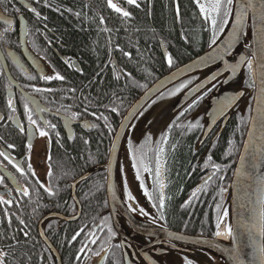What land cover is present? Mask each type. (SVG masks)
I'll list each match as a JSON object with an SVG mask.
<instances>
[{
  "label": "trees",
  "instance_id": "16d2710c",
  "mask_svg": "<svg viewBox=\"0 0 264 264\" xmlns=\"http://www.w3.org/2000/svg\"><path fill=\"white\" fill-rule=\"evenodd\" d=\"M134 1L135 5L124 0H113V6L108 7L105 1L92 0L90 5L81 4L79 10H71L70 13L55 5V9L59 8L62 14L54 11L48 20L56 31L54 41H62L65 45L63 52L79 57L82 65V72L73 69L71 76L61 65H57L59 72L66 76L76 91L72 93L66 89L70 96L62 97L58 108L67 111L76 104L84 106L87 110L83 116L89 118L94 126L92 131L84 132L83 138L82 131H78L66 151L58 154V162L54 163L56 157L53 159L49 173L52 182L67 171L78 173L94 163H104L112 136L125 109L145 87L170 69L163 58L160 42L170 51L174 66L202 54L215 40L213 32L217 33L216 37L223 32L226 24L223 20L232 0H221L219 3L218 12L213 16L216 21L214 31L199 14L192 0ZM93 2H97V10ZM120 8L128 14L118 16ZM98 9L104 17L102 21L97 17ZM108 26L111 48H108ZM56 46L59 44L56 43ZM113 59L117 60L118 66H111ZM104 63L107 64L106 68ZM243 72L240 88L246 91L245 96L232 109V115L218 134L215 144L210 145L205 151L206 155L201 157H207L203 161L198 160L202 146L197 145V137L203 126L202 115L205 111L202 104L210 95L212 87L183 105L175 119L163 122L153 136H149L148 130L142 127L152 125L153 118L145 124L141 120L137 121L134 126L132 159L139 174L143 171L149 174L151 186L147 193L159 208L161 194L157 166L167 139L164 161L167 188L165 204L160 212L167 228L215 236L229 208L231 177L246 132L251 111V90L255 85L249 64ZM200 76L193 75L181 81L195 83ZM165 92L156 99L164 97ZM153 103L143 109L141 119L147 115ZM140 130L146 131L145 138L140 136ZM205 168L210 177L200 185ZM218 175H222V181ZM86 190V194L93 196L85 201L84 212L92 215L105 193L100 185H90ZM27 230L29 227L20 226L16 237L18 240H15L13 232L2 231L7 235L2 243L5 251H8L4 264H48L51 261L50 251L37 240L35 224L31 231L32 238H28ZM49 230L46 228L48 233ZM71 231L70 227L66 229L67 236ZM52 236H56L54 245L63 249L66 258L63 259L64 264H73L71 253L78 246L64 243L66 238L62 233L55 232ZM105 264L122 262L108 261Z\"/></svg>",
  "mask_w": 264,
  "mask_h": 264
},
{
  "label": "flooded vegetation",
  "instance_id": "af4514ba",
  "mask_svg": "<svg viewBox=\"0 0 264 264\" xmlns=\"http://www.w3.org/2000/svg\"><path fill=\"white\" fill-rule=\"evenodd\" d=\"M63 2L64 0H56L53 3L50 0H0V234L2 231H11L15 240L20 226L27 229L29 221L35 220L34 210L42 207L43 191L39 187L41 182L38 177L44 176L47 168L50 173L51 162L54 159L52 152L57 143L63 142L67 136L62 119L52 115L50 111H54L50 107L56 103L54 97L61 93L55 87L64 81L66 76L63 79L59 77L61 76L57 67L59 64L45 51V48L57 50L59 46L62 47V41H54V37L57 36L56 31L52 29L48 20L54 11L59 15L62 14L58 11L59 8L55 9V5L60 7ZM44 6L45 11H43ZM21 28L26 31L25 39L28 48H23ZM56 43L59 44L58 47ZM64 64L73 70L71 60ZM36 66L43 69L39 71ZM220 81L221 79L215 81L212 91L219 86L217 84ZM237 88L241 90L240 86ZM27 93L38 97L46 106L50 104V110H45L43 115L36 113ZM57 112L79 122L73 123V137L78 131H85L87 127H91L89 125L91 120L88 124H80L89 119L84 118L81 112L65 113L63 110ZM220 126L221 121L203 142L199 143L198 140L197 143L202 146L198 147L201 149L198 160L203 161L207 158L201 157L206 155L208 146L215 144L218 134L224 129L220 131ZM33 133H35L33 145L28 146ZM145 133V130H140L141 137L145 138ZM149 136L153 135L150 133ZM39 141L42 142L43 150L40 152V157L34 154V161L40 166L35 172L31 163L33 160L31 151ZM56 162L58 161L55 159L54 163ZM131 163L137 179L136 183H138L136 190L143 197L138 214L150 222L152 226L143 227L150 230H141V232L134 229L132 223L119 209L115 210L114 218L112 211L107 209L109 201L105 197L103 210L107 209L108 212L104 216L101 215L102 219L97 225L87 227L86 224L81 225L80 221L73 223L59 221L58 234H61L63 228H72L69 236L65 235L64 243L67 242L68 246H78L76 250L80 251V255L84 257L93 253H101V256L106 254L103 264L108 261L120 262V259L124 257L123 240L127 242V249L133 251L138 264H149L148 260L153 264H224L222 260H217L211 251L199 250L177 239L170 241L167 237L163 238L161 233L159 234L158 228L166 227L164 219L160 214H152L145 205V198L151 186L150 176L146 171L139 174L132 158ZM158 164L160 177L161 160ZM202 173L200 179L204 180L209 174L206 169L202 170ZM218 176L222 181V175ZM133 190L125 187L122 198L124 196L126 201L140 203L136 200ZM61 209L65 211L64 206L60 208V212H62ZM74 210L68 215L73 214ZM114 225L122 227L123 239L120 238ZM80 227L85 229L78 232ZM180 233L189 234L182 231ZM1 242L2 239L0 250L4 246ZM97 260L98 258L95 264Z\"/></svg>",
  "mask_w": 264,
  "mask_h": 264
},
{
  "label": "water",
  "instance_id": "95a60500",
  "mask_svg": "<svg viewBox=\"0 0 264 264\" xmlns=\"http://www.w3.org/2000/svg\"><path fill=\"white\" fill-rule=\"evenodd\" d=\"M222 31L202 54L152 83L125 114L111 145L107 163L109 171L106 195L110 206L121 207L123 198L118 190L120 174L117 163L119 152L124 144L126 130L153 97L185 77L211 68L209 73L193 84L194 86L166 112L172 113L179 109L201 91L213 85L216 80L222 79L219 86L202 104L207 116L206 127L201 137L203 142L220 121V131L225 127L230 118V111L244 97L246 91L238 90L237 87L242 82L243 70L253 59L255 85L251 90L253 98L250 117L229 189L232 244L221 241L218 236H194L165 227L158 228V232L163 238L174 236L179 241L207 248L224 264H264V0H232L230 15ZM21 37L25 38L23 28ZM161 47L166 61L169 62L170 56L165 45L161 44ZM34 137L35 133L30 139L33 141ZM141 230L150 229L138 227V231ZM47 243L56 256L57 264H61L58 252L49 241ZM126 244L127 242L123 240L125 262L134 264L132 259L135 256L133 251L127 249ZM105 255L98 257L97 264L104 263Z\"/></svg>",
  "mask_w": 264,
  "mask_h": 264
},
{
  "label": "bare ground",
  "instance_id": "6f19581e",
  "mask_svg": "<svg viewBox=\"0 0 264 264\" xmlns=\"http://www.w3.org/2000/svg\"><path fill=\"white\" fill-rule=\"evenodd\" d=\"M52 1V0H50ZM92 0H64V2L61 4V9L70 13L72 12L71 10H79V6L81 4H84L85 6H87V4H91ZM96 1V0H93ZM105 1V3L107 4L108 7H112L113 6V0H102ZM126 1V0H124ZM191 2H193V4L195 5V7L197 8L199 14L204 18L205 17V13H204V6H202L201 4L203 3L198 2V0H192ZM95 6V9L97 10V2H93ZM132 4H136V2L133 0V2H130ZM178 7V6H177ZM45 6L43 7V11H45ZM127 11L120 8V13L118 16L124 17L125 15H127ZM77 15V13H76ZM230 15V10L227 11V15L226 18H224L223 22H226L228 17ZM97 17L99 18V20H103L104 17L103 15L100 13L99 9L97 12ZM110 26V25H109ZM106 27V31H107V37H108V48H111V46L109 45V39H110V35H109V31H110V27ZM21 32H22V28H21ZM25 35H26V31H25ZM249 36L251 37V31L249 30ZM217 39V37L215 38V40ZM251 39V38H250ZM214 40V41H215ZM21 42L23 44V48L24 47H29L26 43V39L21 37ZM63 43V42H62ZM161 44H163V42H160V48L162 51V55L163 58L165 60V62L169 65V70L166 72H170L173 69L179 67L180 65H183L184 63H181L179 65L174 66L173 62H172V55L170 53V51L167 49L168 54L170 56V61L167 62L165 59V56L163 54V50L161 47ZM56 45V44H55ZM63 48L59 49L57 48V50L52 49V48H45V51L59 64L61 65L68 76L72 75V69L68 66H66L64 63H67L68 60L72 61V65H73V69L76 70L77 72L79 71V73L82 72V65L79 61V57H75L72 54H65L63 51L65 49V45L63 43ZM250 51V49L248 48V52ZM51 57H49V59H51ZM45 61V60H44ZM189 61V60H188ZM64 62V63H63ZM187 62V61H186ZM255 61L250 60L249 61V67H250V71L253 74L254 72V63ZM107 64L104 63V68H106ZM118 66L117 65V60L113 59L111 62V66ZM43 66V65H42ZM37 69L39 71H41L43 69V67H39L36 66ZM211 68L205 69V70H201L198 72H195L187 77H185L184 79L193 76V75H198L200 74V78L198 80H200L202 77H204V74H207V71H210ZM118 72L120 74H122L121 69L118 68ZM166 73L162 74L161 76H159L156 80H158L160 77H163V75H165ZM209 73V72H208ZM203 74V75H202ZM62 79H63V75L62 73L60 74ZM64 81L60 82L59 85H57L55 88L60 90V94L55 96L54 99L56 101L55 105H51L49 104L50 107H52L53 110H50L49 106H46L44 103H42L40 101V99L38 97L29 95L28 93L26 94L28 96L29 101L32 103L33 108L35 109L36 113H38L39 115H43V112L45 110H50L51 114L61 118L63 121V125H64V129H65V133L66 135L69 137H65V140L63 142H59L57 143L58 145L55 147V149L52 152L53 157L58 160V154L60 155V153L65 152L66 148L72 143L73 141V135H74V131H73V123L77 124L79 122H75L71 119L70 116L62 114V113H58L57 111H61L58 108L59 105V100L62 97H67L70 96L69 94H67L66 89L69 92L75 93V89L73 87H71V85L69 84V82L67 81V78L64 77ZM155 80V81H156ZM183 80V79H182ZM154 81V82H155ZM181 81V80H180ZM152 82V83H154ZM179 82V81H178ZM182 82V81H181ZM151 83V84H152ZM151 84L147 87H145V89L136 97L134 98V100H132V103L129 105V107L127 109H125V112L123 113V115L120 118V121L114 131V134L112 136L110 145H109V149H108V153L106 156V160L104 161V163H94L93 165H91L90 167L86 168L85 170H82L78 173H71V172H66L65 174L61 175L60 177H58L54 182H52L50 180V174L44 175V176H39V180H40V184L39 187H41V190L43 191V202H42V207H39L37 209L34 210L35 214V220H30V224H29V230H27V232L29 233L28 238H32L31 235V231L33 230V223L36 226V234L38 236V239L40 242H42L43 244L46 245V247L48 248V250L50 251V255H51V261L48 264H57V260H56V256L54 255V253L52 252L51 248L49 247L47 241H49L51 243V245L56 249V251L58 252L60 259H61V264H64V260H66L63 249L60 247H56L53 243L54 238H56V236H52V234H55V232H58V224L59 221H65L68 223H73V222H77L80 221L81 225L83 224V226L86 224L87 227H92L98 224V222L102 219L101 215L104 216L107 214V209L111 210L113 213V217H116L115 214V210L119 209V211L121 213H123V215H125L126 218H128V220L132 223V226L134 229H138V227H150L152 226L150 224V222H148V220H146L143 216H141L140 214H138L139 212V208H140V204L141 203H137L134 201H126L124 196H123V200H122V205L121 207H117V206H110L109 204V208H107L106 210L104 209L105 206V197L108 199V189H107V180H108V171L109 168L107 166V163L109 161V156H110V150H111V145L114 139V136L117 132V129L121 123V121H123V117L125 116V114L128 112V110H130V107L134 104V102L140 97V95L148 88L151 86ZM194 86L193 83H188V82H182V83H175L172 84L171 86L167 87L165 90H163L161 93H159L157 96L153 97V99L143 108H147L150 104L153 103V105L149 108H151L149 110V112L147 113V115L144 118H140L141 113L143 112V109L139 112V114L133 119V121L131 122L126 136H125V140L128 139V148H129V153H130V159L132 158V146H133V142L131 141L132 136L134 134V126L136 124L137 121H140L145 124L147 123V120L153 118V120L151 121L152 125H142L143 128H146L152 135L155 134L156 128H159L163 125V122H170L172 119H175V117L177 116L178 112L180 111L181 107L178 109H175L172 113H166L168 111L169 108H172V105L175 104L177 101L180 100L181 97H183L182 95L190 88ZM173 91H175L176 89H178V92L174 95V96H170L165 102L161 103L158 105L159 101L161 100V98L156 99V97H158L159 95H161L163 92L169 90L170 88H173ZM205 90L201 91L198 95H196L194 98H197L198 96H201V94L204 92ZM73 97V96H71ZM163 98V97H162ZM192 98V99H194ZM48 104V102H47ZM94 106V105H93ZM87 110L86 107H80V105H75L74 107H71L69 110L65 111V113H71L72 111H77V112H81L84 113ZM206 113V110H205ZM232 115V110L230 111V116ZM85 122H80V124H88L90 119H86L84 120ZM202 121H203V126L201 128L200 134L198 140L199 143H201V137L203 135V132L205 130L206 127V123H207V116L206 114L202 115ZM150 122V121H149ZM91 127H87V129L85 131L82 130V138L85 135L84 132H90L94 129L93 123L90 122L89 124ZM70 130V131H69ZM71 132V133H70ZM245 136V135H244ZM73 137V138H72ZM244 139V138H243ZM198 142V141H197ZM166 143H167V139L164 142L163 148L161 150V155L159 158V161L161 160V168H160V177H159V191L161 194V200H160V208L158 206H156L151 200L150 197L147 193L146 198H145V205L147 206V209L150 210V212H152V214L154 215H161V211L162 208L164 207L165 204V197H166V188H167V177L164 173V161H165V151H166ZM243 143V140H242ZM242 143L241 146L239 148V152L237 155V158L239 156L241 147H242ZM33 145V141L30 139L28 141V146ZM197 145H199L197 143ZM211 147V146H208ZM236 158V160H237ZM123 161V149H120L119 152V157H118V162ZM236 163V161H235ZM206 172H207V168ZM203 169V170H205ZM117 172H118V167H117ZM209 174V173H208ZM233 175V174H232ZM210 177V174L208 175L207 178H205L204 180L201 179L200 185H203L207 179ZM119 180H120V175H119ZM98 186L100 185L101 188L103 189L105 195L103 200L101 201L100 205L97 207V209L94 211V213L92 215H87L84 212V204L85 201L90 198L91 196H93V194H86L87 190L86 188H88V186ZM130 188L133 189V185L129 182L124 183L123 181H121V183L118 185V190L120 192V195L122 196V192L124 188ZM88 192H90L88 190ZM143 203V202H142ZM65 208V211H61L66 213H62L60 212V208L63 207ZM73 212V214L68 215V213ZM229 208L228 210L225 212V214H228V218H229V223H230V215H229ZM225 214L223 215L222 219L224 218ZM46 228H49L50 233H48L46 231ZM115 230L118 232V234L120 235V238H122V236H124V232L121 226L119 225H114ZM83 229H85V227H80L78 229V232H81ZM218 233L217 236L218 238L227 243V244H232V238L230 235V228H226V224L223 221H220L219 225H218ZM62 234L64 235H68L66 234V229L63 228ZM100 234V232H99ZM98 234V235H99ZM51 235V238H50ZM97 235V236H98ZM101 235V234H100ZM194 236H200L197 234H192ZM4 237H7V235L5 236V234H0V240ZM102 238V236H100ZM100 238V241H101ZM123 239V238H122ZM170 241L175 240V237H169L168 238ZM18 240V239H17ZM18 242V241H17ZM1 245H4L1 242ZM178 248H180L179 246H176ZM192 247L197 248L199 250H206L208 252H210L209 249L207 248H203L202 246H196V245H192ZM5 246L2 247V249L0 250V264L5 262L6 256L8 251H5ZM192 248V249H194ZM82 251V250H81ZM63 258H62V255ZM71 256L73 258V264H94V262L96 261V259L98 257L101 256V253H93L90 256H86L84 257L83 255H80V251L73 249V252L71 253ZM84 257V258H83ZM147 260V259H146ZM132 261L134 262V264H138V261L136 258H133ZM122 262V264H126L125 262V258H121L120 259V263ZM149 264H153V262L150 260H148Z\"/></svg>",
  "mask_w": 264,
  "mask_h": 264
},
{
  "label": "rangeland",
  "instance_id": "374dc122",
  "mask_svg": "<svg viewBox=\"0 0 264 264\" xmlns=\"http://www.w3.org/2000/svg\"><path fill=\"white\" fill-rule=\"evenodd\" d=\"M203 2L204 4V13H205V17L206 19H208V23L212 29V31H214V29L216 28V21L214 20V15L217 14L218 12V8H219V3H221V0H198V2ZM229 7V6H228ZM209 17V18H208ZM213 39H215L217 33L213 32ZM215 86V85H214ZM211 88V87H209ZM208 88V89H209ZM173 88H170L169 90H167L165 92V95L163 98H161V100L159 101L158 105L165 102L170 96H174L177 92L178 89H176L175 91H173ZM41 141H39L33 148H32V157L33 160L31 161V163H33L34 167V171L37 172L38 168L40 167L38 163H36L34 161V154H36V157H40V152L43 150L42 146H41ZM123 161L119 162V174H120V181H123L124 183H126L127 181L129 183H131L133 185V191L135 194V198L138 202L142 203L143 201V197L138 193V190H136V185H138L137 179L134 175V172L132 170V163H131V159H130V153H129V148H128V139L124 140V144H123ZM46 171L44 172V175H47L48 172V168L45 169ZM225 224H226V228H230V223H229V218H228V214L226 213L223 220H222ZM218 231V229H217ZM217 260H219L218 256H216V254L214 255Z\"/></svg>",
  "mask_w": 264,
  "mask_h": 264
}]
</instances>
